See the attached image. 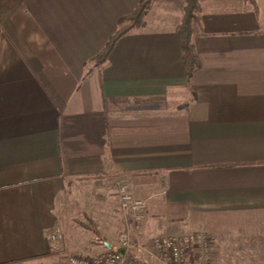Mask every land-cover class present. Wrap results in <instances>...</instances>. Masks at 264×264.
I'll use <instances>...</instances> for the list:
<instances>
[{
  "label": "crops",
  "instance_id": "crops-1",
  "mask_svg": "<svg viewBox=\"0 0 264 264\" xmlns=\"http://www.w3.org/2000/svg\"><path fill=\"white\" fill-rule=\"evenodd\" d=\"M142 1L0 0V264L118 250L102 233L88 248L76 220L81 200L116 197L104 214L121 224L118 181L147 201L146 234L206 233L217 261L252 262L247 241L264 254V0H201L191 76L173 0L94 66Z\"/></svg>",
  "mask_w": 264,
  "mask_h": 264
},
{
  "label": "built area",
  "instance_id": "built-area-1",
  "mask_svg": "<svg viewBox=\"0 0 264 264\" xmlns=\"http://www.w3.org/2000/svg\"><path fill=\"white\" fill-rule=\"evenodd\" d=\"M115 187L125 223L119 236V249L95 253L91 248L83 255L69 256L63 264H191L192 255L195 264H213L215 241L203 232L154 236L150 240V246L139 245V249L147 254L151 262L141 261L133 254L132 232L142 228L147 214V201L136 198L125 182L118 181ZM47 239L52 253L62 252L66 235L60 225L49 231ZM130 254L134 257L129 258Z\"/></svg>",
  "mask_w": 264,
  "mask_h": 264
},
{
  "label": "trees",
  "instance_id": "trees-1",
  "mask_svg": "<svg viewBox=\"0 0 264 264\" xmlns=\"http://www.w3.org/2000/svg\"><path fill=\"white\" fill-rule=\"evenodd\" d=\"M156 0H143L135 10L128 16L122 18L118 24L117 32L109 39L104 49L99 55L93 59L94 66L102 67L107 61L116 43L123 36L139 29L143 23L147 13L152 8ZM256 7L254 0H247ZM183 18L177 27V32L181 37L183 58L187 64L189 76L198 68V58L194 45L195 28L200 25L201 0H183ZM86 229L92 231L97 238H101V232L97 229L96 224L90 220L89 224H81ZM116 251V249L105 248L104 252ZM134 255L130 254L129 258ZM191 261H194L191 258Z\"/></svg>",
  "mask_w": 264,
  "mask_h": 264
},
{
  "label": "rangeland",
  "instance_id": "rangeland-1",
  "mask_svg": "<svg viewBox=\"0 0 264 264\" xmlns=\"http://www.w3.org/2000/svg\"><path fill=\"white\" fill-rule=\"evenodd\" d=\"M171 2L174 3V4H178V5L184 4L183 0H173ZM113 194L115 195V189H114V187H111V196L112 197H114ZM112 199L113 200L110 199L109 202H106L104 206H100V205L97 206L96 204H98V202H96L95 200L91 199L90 203H91V206H93V207L90 208V209L87 208V206L84 207L83 200H81L80 204H81L82 207H80V208L83 209V212L77 214V215H80L79 219H78V217L76 215H75V217H77L76 220H79L78 221L79 223L81 222L80 224H83V223L84 224H89L90 220L93 221L96 224L97 229L102 234H104L105 237H108L111 241L114 242V244H116L118 247H120L119 236L123 232L124 224H125V223H123L124 222L123 215L122 214H121V216H117L116 215V218L119 217V220H121L123 222L121 224H119V223L115 224L114 220L107 221V219H106L107 214H104V212H106L108 209H110V210L114 209L113 207L115 206L116 197L112 198ZM145 221H146V219H145ZM145 221L143 222L142 228L140 229V231H133L132 232V243L134 245L133 254L135 256H138L141 261L144 262V261L147 260L149 262V258L147 256V254L144 251H142L141 249H139V245H141L143 247H148V246H150V240L154 236H168V235H175L177 233H168V234H163V235L162 234H156L154 236L152 234H146V232H144V230H143L144 226H145ZM104 222H106L105 223V225L107 227L106 229L102 228V224ZM79 223H78V225H80ZM109 224H111V225H109ZM86 232H89L90 235L91 234L93 235V236L91 235L93 237V241L91 242V244L89 246L87 245V247L91 248V246H95V247L99 246L100 244L98 242V239L95 237V234L92 231H90V230H86ZM257 244H258V241H257ZM249 245H252V247H250ZM254 245H256V244H254V243L251 244V242H248V241L246 242V244H244V247L242 248L244 250L243 251L244 255L242 254L243 257L244 258L252 257V258L255 259L252 262H249V263L245 262L244 264H264V254L257 256L256 252H254V250L252 249ZM258 245H259L258 247H260L262 245L261 241H260V243ZM87 247H84V248H87ZM191 258L194 260V255H192ZM258 258H260V259L263 258V260H257ZM191 264H195L194 261H191ZM213 264H242V263H240V262H232V261L228 262V261H225L223 258L221 259V261L220 260L217 261L216 258H215V255H214Z\"/></svg>",
  "mask_w": 264,
  "mask_h": 264
},
{
  "label": "water",
  "instance_id": "water-1",
  "mask_svg": "<svg viewBox=\"0 0 264 264\" xmlns=\"http://www.w3.org/2000/svg\"><path fill=\"white\" fill-rule=\"evenodd\" d=\"M109 249H110V250H112V249H113V247H112V246H109ZM120 252H121V253H124V251H123V250H120Z\"/></svg>",
  "mask_w": 264,
  "mask_h": 264
}]
</instances>
